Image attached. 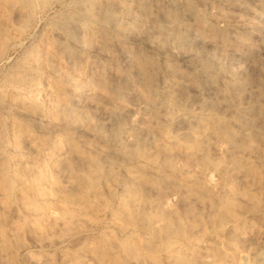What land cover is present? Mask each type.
Here are the masks:
<instances>
[{
    "label": "rangeland",
    "instance_id": "374dc122",
    "mask_svg": "<svg viewBox=\"0 0 264 264\" xmlns=\"http://www.w3.org/2000/svg\"><path fill=\"white\" fill-rule=\"evenodd\" d=\"M0 264H264V0H0Z\"/></svg>",
    "mask_w": 264,
    "mask_h": 264
}]
</instances>
